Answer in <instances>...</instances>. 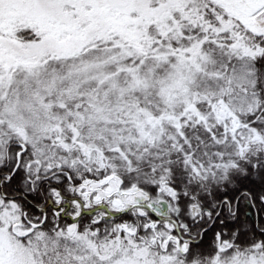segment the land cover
Wrapping results in <instances>:
<instances>
[{"label": "snow or ice", "instance_id": "snow-or-ice-1", "mask_svg": "<svg viewBox=\"0 0 264 264\" xmlns=\"http://www.w3.org/2000/svg\"><path fill=\"white\" fill-rule=\"evenodd\" d=\"M0 264H264V0H0Z\"/></svg>", "mask_w": 264, "mask_h": 264}]
</instances>
